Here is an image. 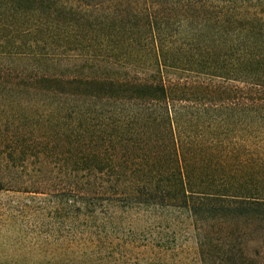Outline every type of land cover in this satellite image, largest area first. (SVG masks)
<instances>
[{
  "label": "trees",
  "instance_id": "1",
  "mask_svg": "<svg viewBox=\"0 0 264 264\" xmlns=\"http://www.w3.org/2000/svg\"><path fill=\"white\" fill-rule=\"evenodd\" d=\"M8 191L0 264H264V0H0Z\"/></svg>",
  "mask_w": 264,
  "mask_h": 264
},
{
  "label": "rangeland",
  "instance_id": "2",
  "mask_svg": "<svg viewBox=\"0 0 264 264\" xmlns=\"http://www.w3.org/2000/svg\"><path fill=\"white\" fill-rule=\"evenodd\" d=\"M27 197L28 196L13 191L0 192V215L8 217L4 225L6 224L7 227H12L13 229L18 227H28L31 224L32 225L38 224L37 221H32L31 219L27 223V221L25 222H22L20 220L14 221L13 219L9 218V215L17 214L16 212H14L13 208L19 209L18 208L19 205L22 202L27 201ZM117 211L120 212V210ZM134 214L136 213H132L129 217H133ZM167 219L173 221V223L177 225V229H181V231H184L183 229L186 225V223H184L185 222L184 217L179 216L176 213H170L163 216H161L160 214L154 215L153 218L151 219V222L164 224L165 221H167ZM6 233L8 232L4 231L1 234L5 235ZM167 233L171 234L170 231ZM13 234L15 236V233ZM262 236H263L262 233L257 234V237H262ZM180 238L181 239H178L176 241L177 246L174 248L171 254H169L166 257L159 256L154 259L157 264H200L198 260V255L194 240L189 239L187 241V239L185 240L184 235L180 236ZM261 240L264 241V237L263 239H260V241ZM260 241L258 240V243L252 242L248 247L250 251L256 250L261 257H264V243L260 244L259 243ZM12 248L14 247L11 245L10 241H5L4 239L0 238V258L10 257L13 254Z\"/></svg>",
  "mask_w": 264,
  "mask_h": 264
}]
</instances>
